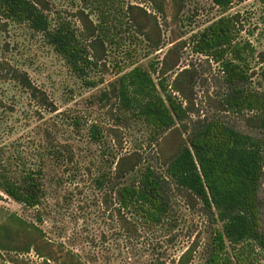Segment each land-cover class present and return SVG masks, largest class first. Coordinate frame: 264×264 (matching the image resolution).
I'll use <instances>...</instances> for the list:
<instances>
[{
    "label": "trees",
    "instance_id": "trees-1",
    "mask_svg": "<svg viewBox=\"0 0 264 264\" xmlns=\"http://www.w3.org/2000/svg\"><path fill=\"white\" fill-rule=\"evenodd\" d=\"M84 1L87 4L69 16L52 12L51 0H0V32L24 29L42 36L73 73L92 87L96 86L91 78L94 72H109L112 46L127 27L134 29L135 37L140 33L152 40L154 50L161 48V35L154 39L155 30H159L157 17L143 6H125L121 0ZM151 1L163 10L162 0ZM183 1L173 0L177 12ZM211 1L221 15L192 35L193 48L219 64L228 87L222 100L224 110L251 112L249 125L264 129V91L253 88L251 82L255 75L264 81V51H257L252 40H260L264 29L258 34L247 30L248 14L230 12L236 1L244 0ZM178 43L167 51L160 66L159 62L151 68L135 62L118 65L116 78L101 92V99L123 112L125 122L143 123L149 132L140 146L114 155L94 183L99 191H106L101 203L111 210L116 229L128 242H134L142 228L159 226L167 228L173 239L178 226L174 201L182 197L192 207L201 203L220 224L213 232L205 264H247L249 254L256 249L264 257L259 201L264 140L220 118H192L197 113L195 71H175L178 49L185 42ZM171 71L174 78L167 84L165 77ZM153 73L159 75V82ZM0 78L17 83L29 96L48 103L46 93L32 83L28 72L15 67L6 56L0 58ZM56 110L52 106V111ZM172 135L174 144L165 152V142ZM91 136L102 143L97 125L92 126ZM143 145L155 147L160 168L146 160ZM67 147L53 141L47 144L44 154L53 169L63 164L65 157L72 159L66 155L71 151ZM6 165L0 150V190L27 209H40L46 191L43 168H24L16 175ZM60 178L57 175L56 179ZM77 236L76 231L68 235L70 244L65 246L48 237L34 221L12 213L0 224V254L14 264H90L75 248ZM196 248V242L191 244L175 264H191ZM32 251L40 262L27 258Z\"/></svg>",
    "mask_w": 264,
    "mask_h": 264
},
{
    "label": "rangeland",
    "instance_id": "rangeland-1",
    "mask_svg": "<svg viewBox=\"0 0 264 264\" xmlns=\"http://www.w3.org/2000/svg\"><path fill=\"white\" fill-rule=\"evenodd\" d=\"M162 2L164 8L159 10L151 0H121L125 6H143L157 17L159 30H155L154 39L161 35V48L154 50L152 40L144 39L140 33L137 34L139 37H135L134 29L127 27L118 43L112 46L109 72L92 74L95 87L74 74L42 36L24 29L0 32V58L6 56L15 67L27 71L32 83L48 98V103L43 104L20 89L17 83L0 78V99L3 100L0 103L2 160L7 164L8 171L16 175L24 168L42 167L46 183L40 209H27L0 190V224L9 214L18 213L34 221L48 237L63 242L65 246L70 244L67 236H73L76 231L75 248L90 264H175L195 242L197 248L191 264H205L213 232L220 224L201 203L192 207L182 197L175 199L174 214L178 226L172 233L173 239H170L167 228L159 226L151 230L142 228L140 236L134 242H128L116 229L111 210L101 203L106 191H99L94 183V178L108 168L114 155L140 146L149 132L143 123L125 122L123 112L117 107L112 109V102L101 99V92L116 78L118 65L135 62L151 68L153 63L157 65L159 62L160 66L167 51L178 42L185 43L178 49L179 61L175 71L183 68L195 71L197 113L192 118H220L264 140V129L255 128L247 122L251 112L224 110L222 100L228 91L225 76L217 62L193 48L192 35L219 17L221 10L211 0H184L180 12L176 11L173 0ZM86 4L84 0H51L52 12L58 10L69 16L75 14L78 6ZM237 10L248 14L247 30L254 29L258 34L264 29V0L236 1L230 12ZM246 35L247 32L244 33ZM252 40L257 51H264V34L260 40ZM153 76L159 82V75L153 73ZM173 78L174 71H171L165 77L166 83L170 84ZM251 82L253 88L264 91V81L257 75ZM52 106L57 110L52 111ZM93 125H97L102 132V143L92 139ZM174 139V135L168 136L165 152L171 150ZM50 141L68 146L71 150L65 154L72 159L68 161L65 157L63 164L55 166L57 172L48 155L44 154ZM143 146L146 160L160 168L155 147ZM57 175L63 179H56ZM259 201L261 230L264 232V176ZM26 256L31 261H41L33 251ZM246 262L264 264V257L256 249L249 254ZM0 263L14 264L4 260L3 253L0 254Z\"/></svg>",
    "mask_w": 264,
    "mask_h": 264
}]
</instances>
